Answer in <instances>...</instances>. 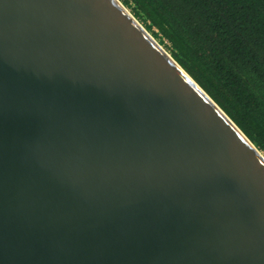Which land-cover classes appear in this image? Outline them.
<instances>
[{
    "label": "water",
    "instance_id": "1",
    "mask_svg": "<svg viewBox=\"0 0 264 264\" xmlns=\"http://www.w3.org/2000/svg\"><path fill=\"white\" fill-rule=\"evenodd\" d=\"M159 44L0 0V264H264V154Z\"/></svg>",
    "mask_w": 264,
    "mask_h": 264
},
{
    "label": "trees",
    "instance_id": "2",
    "mask_svg": "<svg viewBox=\"0 0 264 264\" xmlns=\"http://www.w3.org/2000/svg\"><path fill=\"white\" fill-rule=\"evenodd\" d=\"M264 154V0H120Z\"/></svg>",
    "mask_w": 264,
    "mask_h": 264
},
{
    "label": "rangeland",
    "instance_id": "3",
    "mask_svg": "<svg viewBox=\"0 0 264 264\" xmlns=\"http://www.w3.org/2000/svg\"><path fill=\"white\" fill-rule=\"evenodd\" d=\"M123 5H124V4H123ZM124 6H125V5H124ZM125 7H126V6H125ZM126 9L129 10L130 13H132L131 10H130L128 7H126ZM139 22H140V21H139ZM140 23H141V22H140ZM141 24H142V23H141ZM142 25H143V24H142ZM163 48H164V46H163ZM164 49H165V48H164Z\"/></svg>",
    "mask_w": 264,
    "mask_h": 264
},
{
    "label": "bare ground",
    "instance_id": "4",
    "mask_svg": "<svg viewBox=\"0 0 264 264\" xmlns=\"http://www.w3.org/2000/svg\"><path fill=\"white\" fill-rule=\"evenodd\" d=\"M159 44V43H158ZM160 45V44H159ZM163 48V47H162Z\"/></svg>",
    "mask_w": 264,
    "mask_h": 264
}]
</instances>
